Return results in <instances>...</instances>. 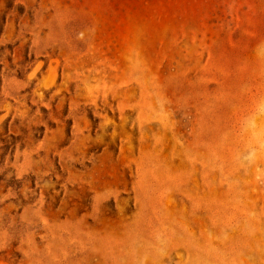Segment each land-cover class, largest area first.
Returning a JSON list of instances; mask_svg holds the SVG:
<instances>
[{"label": "rangeland", "instance_id": "rangeland-1", "mask_svg": "<svg viewBox=\"0 0 264 264\" xmlns=\"http://www.w3.org/2000/svg\"><path fill=\"white\" fill-rule=\"evenodd\" d=\"M188 242L264 264V0H0V264Z\"/></svg>", "mask_w": 264, "mask_h": 264}, {"label": "bare ground", "instance_id": "bare-ground-1", "mask_svg": "<svg viewBox=\"0 0 264 264\" xmlns=\"http://www.w3.org/2000/svg\"><path fill=\"white\" fill-rule=\"evenodd\" d=\"M189 243L190 250L188 252V257L179 264H223L224 256L214 248H209L205 251L203 245L191 244ZM145 245V244H144ZM147 245V244H146ZM149 248L146 253L148 256H151L153 260H157L156 253L152 250V244L150 246H144V248ZM159 250V249H158Z\"/></svg>", "mask_w": 264, "mask_h": 264}]
</instances>
